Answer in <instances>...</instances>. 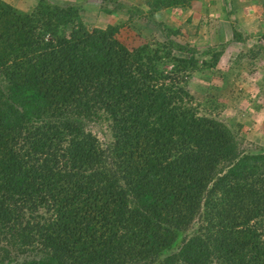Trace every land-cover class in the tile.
<instances>
[{
  "label": "trees",
  "instance_id": "trees-1",
  "mask_svg": "<svg viewBox=\"0 0 264 264\" xmlns=\"http://www.w3.org/2000/svg\"><path fill=\"white\" fill-rule=\"evenodd\" d=\"M218 1L228 18L225 0H144L127 20L164 13V39L132 43L77 4L0 0V264H264V154L188 90L224 50L200 60L175 27Z\"/></svg>",
  "mask_w": 264,
  "mask_h": 264
},
{
  "label": "rangeland",
  "instance_id": "rangeland-1",
  "mask_svg": "<svg viewBox=\"0 0 264 264\" xmlns=\"http://www.w3.org/2000/svg\"><path fill=\"white\" fill-rule=\"evenodd\" d=\"M5 1L21 9L29 7L20 0ZM50 1L81 6L85 22L94 26L105 27L117 19L125 24L131 23L126 29H121L120 36L124 42L128 40L134 43V38L139 36L164 39V32L157 26L160 22L166 23L164 20L167 16L164 13L156 16V23L149 22L145 16L133 22L127 20L126 12L140 7L144 0ZM225 1L228 18L223 15L225 9L221 1L205 5L198 3L177 17L175 27H180L183 34L181 39L196 48L200 60L207 59L201 53L209 48L224 50L212 74L206 77L194 74L188 90L203 106L206 98L218 97L221 107L213 115L232 127L240 149L264 154V51L261 50L264 46V6L256 4V0ZM105 7L110 11L120 8L119 17L104 13ZM177 40L181 41L179 38ZM223 77L231 79L235 84L222 92L224 95L219 98V89L216 87ZM203 106H200L201 112ZM91 130L101 142H110V136L104 135L103 124H93ZM12 256L14 261L21 262L27 255L18 253Z\"/></svg>",
  "mask_w": 264,
  "mask_h": 264
}]
</instances>
